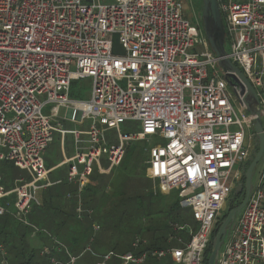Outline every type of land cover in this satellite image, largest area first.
<instances>
[{
  "label": "built area",
  "instance_id": "obj_1",
  "mask_svg": "<svg viewBox=\"0 0 264 264\" xmlns=\"http://www.w3.org/2000/svg\"><path fill=\"white\" fill-rule=\"evenodd\" d=\"M186 1V0H183ZM229 61L258 98L264 127V0H217ZM124 55L112 53V37ZM89 80L86 100H71L73 81ZM60 108L74 124L90 122L86 148L65 160L67 181L76 186L75 218L91 212L82 203L94 166L106 159L109 174L123 159L125 143L157 138L148 150L146 175L162 194L177 191L197 230L173 225L190 236L171 250L108 253L121 264L172 258L173 264H204L205 252L223 219L226 203L253 148L251 118L238 105L198 25L185 19L179 0H0V163L24 172L5 191L0 177V217L27 220L36 193L48 184L42 154L62 129ZM137 122L135 135L118 133L107 145L104 132ZM15 196L14 202L6 201ZM67 195V198H70ZM94 232L99 226L94 225ZM139 241L132 246L137 249ZM50 248L41 255L50 256ZM75 258H69L74 264ZM51 263H55L54 260ZM0 264H8L0 244ZM217 264H264V162L254 190L220 250Z\"/></svg>",
  "mask_w": 264,
  "mask_h": 264
},
{
  "label": "rangeland",
  "instance_id": "obj_2",
  "mask_svg": "<svg viewBox=\"0 0 264 264\" xmlns=\"http://www.w3.org/2000/svg\"><path fill=\"white\" fill-rule=\"evenodd\" d=\"M180 7L182 9L183 15L186 20L191 24L198 25L201 34L203 33V24L201 20L202 12V0H179ZM90 92V81L89 80H78L73 81L70 86L69 98L86 100ZM58 119L60 124L66 130H83L87 128L88 121H85L84 127H79L76 124L66 122V109L60 108L58 111ZM140 132V127L137 122L125 121L119 126V131L115 129H109L104 132V138L107 145H117L118 144V133L123 135H135ZM72 138L66 137L65 144V156L69 157L72 154L71 148ZM161 144L157 138H150L149 141H132L125 143V154L126 161L124 162V167L121 169L120 165L113 169V176H109L107 183L109 185V192H121L120 198L123 200V209L121 211L122 215L119 220L115 223V227H110L109 225H103L102 229L94 235L92 229L89 225H85L89 222H77L73 221L75 225L72 227V232L75 235V238L72 237H63L57 235V233L50 227V224L44 222H34L31 217L37 212L38 207L32 203L30 207V214L27 217L29 223L33 224L40 232L36 235V240L30 241L28 238L27 243L32 245L33 250L35 251V257L38 261L41 260L38 257V239L49 240L48 247L53 250L52 261L57 264H68V259L70 257L75 258L77 261L75 264H96L101 262V257L113 253L117 256H121L122 253H129L131 249L130 244L136 238H140L148 244L149 238L152 234L144 229L148 225H154L161 221H165V211L171 203L175 201V194L172 192L171 196L164 197V194L158 192L155 189L153 183L147 179L145 176V171L147 169L146 162L149 159L148 150L156 145ZM63 155L61 149L58 145L57 136L53 137V144L42 154V159L45 162L46 168H51L58 166L61 161H63ZM121 164V163H120ZM99 168H106L107 163L106 159L102 157L100 159V165L94 166L92 169L91 177L88 179L89 183L95 180L99 174ZM58 169L54 171L51 176L53 178H59L61 173L65 170ZM0 177L2 179L1 185L5 191H11L16 187V181L20 178L28 180L26 173L18 170L13 167L10 163L2 162L0 163ZM120 181V188L117 191V185ZM118 183V184H117ZM110 192V193H111ZM232 193V192H231ZM157 195V196H156ZM163 196V197H162ZM37 199L39 194L36 193ZM119 198V199H120ZM15 196H11L6 199V201L14 202ZM238 201H235L237 204ZM43 213L45 211L42 209ZM152 213V215H151ZM180 214L186 222V224L194 232L197 230V223L193 220L190 209H182ZM44 217L46 215L44 214ZM94 221L96 217H93ZM8 220L11 218L6 217ZM13 221V220H12ZM13 225L20 228H23L22 225L12 222ZM72 226V225H71ZM84 226L87 227L85 230ZM89 227V228H88ZM28 233V232H27ZM79 233V235H78ZM160 231H156L158 235ZM160 235V234H159ZM182 243H186L189 239V236L185 233L179 235ZM170 240V239H169ZM175 245L172 246H182L175 241ZM133 248V247H132ZM156 248L164 249L163 244L157 245ZM134 249V248H133ZM121 264L116 259H112L107 264ZM55 264V263H51ZM157 264H173L169 257L163 258Z\"/></svg>",
  "mask_w": 264,
  "mask_h": 264
},
{
  "label": "trees",
  "instance_id": "obj_3",
  "mask_svg": "<svg viewBox=\"0 0 264 264\" xmlns=\"http://www.w3.org/2000/svg\"><path fill=\"white\" fill-rule=\"evenodd\" d=\"M71 100H78V99H71ZM125 161H126V154L124 152V156L120 164L121 169L124 167ZM111 176H113V173ZM108 177L109 176L99 175L95 180H93V183L91 181L88 187L85 189V193L83 196L84 206L88 209H91L93 213V217H96L95 221L93 220L94 218H92V220H90V222L87 221L89 223L85 225H89L90 228L92 229V225L95 222L99 226V231L103 228L102 226L105 224L109 225L111 228L115 227V223L119 220V218L122 215L121 211L123 209V203H122L123 200L122 198H120V195L122 193L120 191L114 192V190L112 192L110 191L111 193L109 192V185L106 182ZM118 183L116 187L117 191L120 188V181ZM71 189L72 188L69 187L67 183H62L61 185L44 192L42 194V198L39 201L37 212H35V214L31 217V219L34 222H40L41 224H44V222L50 224V227L57 233V235L65 234V232H69V231L72 232V227L74 225L72 222L75 221L72 215L73 207H70L72 210L68 212L65 211L63 208L62 209L60 208L63 197L66 195V193L71 192ZM171 194H169V196H171ZM174 194H175V201L171 203V205L168 208H166L165 221L164 222L161 221L154 225H148L144 228L149 233L152 234L151 238H149L148 240L149 241L148 244H145L143 243L142 240H140L138 248L133 249L132 244L135 241L134 239L130 244V247L132 249V251L131 250L129 251L130 253L141 254L145 251L166 250L167 248H170L172 247V245H174V243H172V241L169 240L170 237L176 236L179 238V235L181 233H185L188 235V233L186 232H181V231L179 232L173 228V225L181 226L183 224H186V222H184L180 214L182 208L179 205L178 192L174 191ZM233 205L235 206L237 204H233ZM42 209L45 211V213L41 211ZM44 214L46 215V217H44ZM6 217L8 216L6 215L0 218V244H2L7 251L8 263L9 264H51V259L53 258V255H51V257H43L42 260L40 261H38L37 258L35 257V251L27 243L31 230L26 227H23L24 230L23 229L21 230L20 228L16 227L11 223V221L13 220L11 217H9L12 219L11 221L6 219ZM71 224L73 225L71 226ZM84 228L85 230L87 229L86 226H84ZM156 231L157 232L160 231L159 233L160 235L159 234L156 235ZM73 237L75 238V235ZM160 244H163L165 248L164 249L156 248L157 245ZM210 250H211V244L205 252L204 264H207ZM38 255H39V251H38ZM157 263H159L158 260L149 258L143 264H157Z\"/></svg>",
  "mask_w": 264,
  "mask_h": 264
},
{
  "label": "water",
  "instance_id": "obj_4",
  "mask_svg": "<svg viewBox=\"0 0 264 264\" xmlns=\"http://www.w3.org/2000/svg\"><path fill=\"white\" fill-rule=\"evenodd\" d=\"M201 20L205 40L217 60V66L222 71L224 79L238 105L251 118L253 128L251 157L247 165L241 168V178L236 183L226 203L223 219L219 223L211 241V250L207 264H217L224 241L234 228L238 216L250 198L261 165L264 162V127L258 109V98L254 89L245 76L226 57L224 26L217 0H202ZM112 53L117 56L124 55V50L118 43L117 35H113L112 37ZM237 197H240V200L234 206L233 201Z\"/></svg>",
  "mask_w": 264,
  "mask_h": 264
},
{
  "label": "crops",
  "instance_id": "obj_5",
  "mask_svg": "<svg viewBox=\"0 0 264 264\" xmlns=\"http://www.w3.org/2000/svg\"><path fill=\"white\" fill-rule=\"evenodd\" d=\"M67 114H66V122H68V123H72V122H70L68 119H67ZM74 124V123H73ZM76 125H78L79 127H84V125H85V121H84V123L83 124H76ZM61 127H62V129H64L63 128V126H62V124H61ZM89 128H90V122L89 123H87V128H85V129H83V130H74V131H76V132H78V135H77V140H78V144L76 145L75 144V136L74 135H69V134H67V135H65L64 137H61V135L59 134V133H54L53 134V137L54 136H57V139H58V145H59V147H60V149H61V152H62V155H63V161H61V163L58 165V166H54V167H51V168H46L47 169V171H49V174H48V176H47V181H46V183L48 184V186L45 188V189H43V190H40V191H38L37 193L39 194V198L37 199V201H38V203H39V201H40V199L42 198V194L44 193V192H46V191H48V190H50V189H52V188H54V187H57V186H59V185H61L62 183H67L68 185H69V187H71L72 189H71V192H68V193H66V195L63 197V200H62V202H61V206H60V208L62 209H64L65 211H71L72 209L70 208V207H73V218H74V220L75 221H77V222H84V221H90V220H92V218H93V213H92V210L91 209H88V208H86L85 206H84V203H83V196H84V193H85V191L83 192V195H82V203H83V206H84V208L86 209V210H89L90 212H91V214L89 215V216H85L81 221H78V220H76V218H75V206H76V199H75V194H76V191H77V189H76V186L75 185H73V184H69L68 183V181H67V171H68V167L64 164L65 163V160H67V159H70V158H72L74 155H75V153L78 151V152H83L84 151V149L86 148V141H87V136L84 134L86 131H88L89 130ZM64 130H66V129H64ZM67 131H70V130H67ZM67 136H69V137H71L72 138V142H71V148H72V154H71V156H69V157H66L65 156V144H66V137ZM51 144H53V138H52V142H51ZM51 144L49 145V146H51ZM49 146L47 147V149L49 148ZM46 149V150H47ZM45 150V151H46ZM43 160V159H42ZM43 163H44V166H45V162L43 161ZM63 168H66L61 174L62 175H60L59 176V178H57V177H55V178H53L52 176H51V174L54 172V171H56V170H58V169H63ZM113 171V170H112ZM112 171L109 173V174H100V175H105V176H111L112 175ZM145 176L147 177V175H146V171H145ZM147 179H148V177H147ZM149 180V179H148ZM89 185V184H88ZM172 193V192H171ZM171 193H169V194H171ZM169 194H165L164 195V197H167V196H169ZM67 195H70L71 197L70 198H67ZM37 198V197H36ZM60 204V203H59ZM73 205V206H72ZM37 207L39 206V204L38 205H36ZM30 214V212L28 213V215ZM28 215H27V217H28ZM8 216V215H7ZM10 217V216H9ZM1 218V217H0ZM12 218V217H11ZM13 219V218H12ZM15 221V220H14ZM16 222V221H15ZM17 223V222H16ZM29 223V222H28ZM73 223V222H72ZM19 224V223H18ZM30 225H32V226H34L33 224H31V223H29ZM74 224V223H73ZM73 224H71V225H73ZM21 225V224H20ZM75 225V224H74ZM94 225H97L98 226V224L97 223H93V225H92V229H93V227H94ZM23 226V225H22ZM23 227H25V226H23ZM26 228H29V227H26ZM31 231H30V235H29V238H30V241H32L33 242V240H36V235H33V231H32V229L31 228H29ZM97 232H99V230L97 231ZM97 232H94V230H93V233H94V235L95 234H97ZM61 236H64V237H72V236H74V233L73 232H71V231H69V232H65V234H61ZM179 238L178 237H176V236H172V237H170V241H172V243H174V245L176 244L175 243V241L177 242V240H178ZM136 240H138L139 242H140V240L139 239H135V241ZM28 241V240H27ZM134 241V242H135ZM169 241V242H170ZM133 242V243H134ZM49 240H45V239H38V245H39V255H38V257H40L41 258V260H42V258L43 257H51V255H53V250H51V254H50V256H43V255H41V251H42V249L43 248H49L48 247V245H49ZM143 243H145V242H143ZM178 243V242H177ZM179 244V243H178ZM29 246L32 248V245H31V243L29 244ZM133 247V246H132ZM181 247V246H180ZM180 247H178V246H172V247H170V248H167L166 250H171V249H176V248H180ZM130 253V252H129ZM123 255V254H122ZM166 257H169L170 258V260L172 261V258L170 257V256H166ZM165 257V258H166ZM162 260V259H161ZM76 259H75V262H74V264L76 263ZM158 261H160V260H158ZM7 262H8V260H7ZM68 262H69V259H68ZM173 262V261H172ZM98 263V262H97ZM96 263V264H97ZM9 264V263H8ZM69 264V263H68Z\"/></svg>",
  "mask_w": 264,
  "mask_h": 264
},
{
  "label": "flooded vegetation",
  "instance_id": "obj_6",
  "mask_svg": "<svg viewBox=\"0 0 264 264\" xmlns=\"http://www.w3.org/2000/svg\"><path fill=\"white\" fill-rule=\"evenodd\" d=\"M239 200H240V197L235 198L233 201V204H235V201H239Z\"/></svg>",
  "mask_w": 264,
  "mask_h": 264
}]
</instances>
